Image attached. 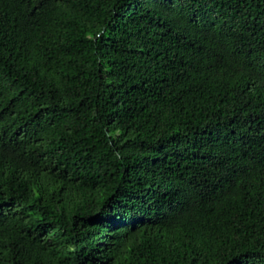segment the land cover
I'll use <instances>...</instances> for the list:
<instances>
[{
  "label": "trees",
  "instance_id": "obj_1",
  "mask_svg": "<svg viewBox=\"0 0 264 264\" xmlns=\"http://www.w3.org/2000/svg\"><path fill=\"white\" fill-rule=\"evenodd\" d=\"M0 264H264V0H0Z\"/></svg>",
  "mask_w": 264,
  "mask_h": 264
}]
</instances>
